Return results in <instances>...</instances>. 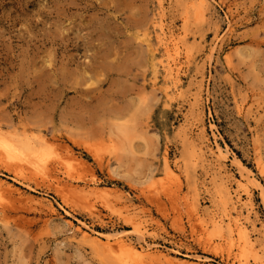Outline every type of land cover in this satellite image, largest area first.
Listing matches in <instances>:
<instances>
[{
	"label": "rangeland",
	"instance_id": "374dc122",
	"mask_svg": "<svg viewBox=\"0 0 264 264\" xmlns=\"http://www.w3.org/2000/svg\"><path fill=\"white\" fill-rule=\"evenodd\" d=\"M15 138L0 264H264V0H0Z\"/></svg>",
	"mask_w": 264,
	"mask_h": 264
},
{
	"label": "bare ground",
	"instance_id": "6f19581e",
	"mask_svg": "<svg viewBox=\"0 0 264 264\" xmlns=\"http://www.w3.org/2000/svg\"><path fill=\"white\" fill-rule=\"evenodd\" d=\"M163 39H164V37H163ZM168 57H170V55H168ZM166 74L171 79H172V76H174L173 75V70L170 68L169 65L167 66ZM23 140L15 138L14 140L10 141L11 143H9V141H8V143L5 144L0 139V149L2 150V152H0V154L2 153L3 155H5L6 157H8L10 159H19V160L22 159V163L25 160L30 161V162H34V163L42 161L43 160L42 158L45 156V154L47 152L46 148H43L42 146L41 147H36L35 151H38V152L35 155H33V151H34L35 146L30 144L28 141H23ZM3 159L1 158V161ZM40 159H42V160H40ZM219 159H221V158L219 157ZM81 162L82 161H80V160H75V163L72 162V164L70 166H71V168H74V166H82ZM27 163L25 161V164H27ZM43 163H44V160H43ZM28 166H30V164H28ZM33 166H35V165L33 164ZM7 168H6V170H8ZM29 168H31V167H29ZM33 171H35V170L33 169ZM230 222L235 227V230L238 231V234H240V235L243 234V231H242V229L239 228L237 221L230 220ZM106 240L105 241H101V243L98 242L100 244L101 250H105L106 252H110L112 254H113V252L117 253L116 255H113V257H114L115 260H117L119 262V264H132L133 263L132 262L133 255L134 256H140V255L145 254L143 250L138 251V250H133V249H127L126 248L127 246L120 239H115V241L112 244H110V241H108V240L106 241Z\"/></svg>",
	"mask_w": 264,
	"mask_h": 264
}]
</instances>
